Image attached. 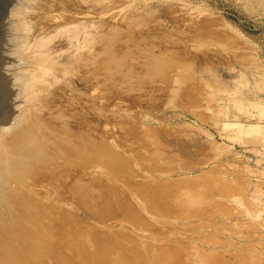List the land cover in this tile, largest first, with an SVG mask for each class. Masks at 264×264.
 Here are the masks:
<instances>
[{
    "label": "rangeland",
    "instance_id": "rangeland-1",
    "mask_svg": "<svg viewBox=\"0 0 264 264\" xmlns=\"http://www.w3.org/2000/svg\"><path fill=\"white\" fill-rule=\"evenodd\" d=\"M28 11L27 52H68L55 64L76 44L95 54L89 72L43 77L67 124L82 115L105 142L57 158L66 183L128 209L35 185L59 208L19 243L18 263L264 264V0H31ZM187 127L205 147L179 145Z\"/></svg>",
    "mask_w": 264,
    "mask_h": 264
},
{
    "label": "bare ground",
    "instance_id": "bare-ground-1",
    "mask_svg": "<svg viewBox=\"0 0 264 264\" xmlns=\"http://www.w3.org/2000/svg\"><path fill=\"white\" fill-rule=\"evenodd\" d=\"M30 2L7 0V9L4 8L0 16V86L4 93L0 110H7L0 117V264H19V243L26 242L30 247L34 238L33 227L52 215V210L59 208L50 202L49 194L38 197L35 185L46 183L44 187L48 188V185L57 184L62 197L73 192L80 203L90 208L93 206V209L115 210L117 205L123 210L128 209L124 202L118 204L114 199L101 198L99 193L91 191L90 186H83L79 179L71 184L65 181L63 165L57 162V158L67 161L68 157L83 156L88 149L98 155L104 151L105 142L100 143L95 138L94 130H86V120L80 113L76 128L67 124L63 116L64 107L47 97L43 77L52 71L50 66H56V72L59 70L69 77L80 75L85 69L89 72L95 54L90 51L87 55L83 54L78 43L75 55L65 64L63 60L68 57V52L61 54L59 49L48 53L42 49L27 52L21 38L26 28L23 19L29 12ZM79 31L75 30V41H79ZM64 44L61 40L59 45ZM59 55L65 58L62 57L60 64H55ZM56 57L57 60H52ZM162 61L158 59L156 62ZM185 129L189 130L185 135L180 134L181 138L175 136L180 146L182 143L197 149L205 147L200 130ZM37 231L38 234L45 232L43 229ZM74 246L81 250L80 245ZM100 256L105 258L103 253Z\"/></svg>",
    "mask_w": 264,
    "mask_h": 264
},
{
    "label": "water",
    "instance_id": "water-1",
    "mask_svg": "<svg viewBox=\"0 0 264 264\" xmlns=\"http://www.w3.org/2000/svg\"><path fill=\"white\" fill-rule=\"evenodd\" d=\"M7 9V0H0V16L2 14L3 9ZM8 11V10H7ZM4 96V93L1 92V86H0V104H1V99ZM7 110H0V117L6 112Z\"/></svg>",
    "mask_w": 264,
    "mask_h": 264
}]
</instances>
